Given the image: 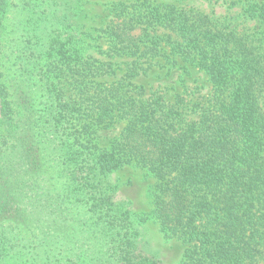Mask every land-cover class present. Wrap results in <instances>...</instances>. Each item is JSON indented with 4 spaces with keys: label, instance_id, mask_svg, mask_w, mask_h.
Here are the masks:
<instances>
[{
    "label": "trees",
    "instance_id": "obj_1",
    "mask_svg": "<svg viewBox=\"0 0 264 264\" xmlns=\"http://www.w3.org/2000/svg\"><path fill=\"white\" fill-rule=\"evenodd\" d=\"M20 1L0 0V20L16 3L23 12L12 25L22 35L11 84L0 62V264H157L138 254L135 213L112 202L102 177L133 164L158 180L154 217L190 244L184 264H258L264 57L255 41L193 8L118 4L119 22L101 29L103 61L62 38L70 0ZM247 12L264 19V4ZM162 41L174 43L185 73L196 66L214 84L198 119L185 96L171 104L137 83L162 66L153 62ZM63 82L76 91L69 102ZM115 116L127 126L104 148L95 128Z\"/></svg>",
    "mask_w": 264,
    "mask_h": 264
},
{
    "label": "rangeland",
    "instance_id": "obj_2",
    "mask_svg": "<svg viewBox=\"0 0 264 264\" xmlns=\"http://www.w3.org/2000/svg\"><path fill=\"white\" fill-rule=\"evenodd\" d=\"M144 1L153 6L170 4L177 8H193L209 15L220 25L227 26V32L233 30L254 40L264 57V19L252 18L247 12L251 4H264V0H70L73 6L69 12L72 23L60 29L62 38L65 41H72L80 50V55L84 57L91 55L98 60H110L106 54L107 38L101 29L119 22L116 11L118 4L121 6ZM17 3L21 6L24 4L20 0H17ZM17 3L14 5V11L8 12L5 14L7 17L0 20V62L8 84H11L13 73L20 63L17 62L18 54L21 53L20 47L15 45L22 35V29L18 30L20 35L12 31L13 23L21 19L23 13ZM73 44L71 47H74ZM162 45L163 56L153 61L160 62L162 66L156 65L148 77L139 78L137 83L145 87L148 95L153 92L164 94L171 104H177L180 95L185 96V112L189 117L198 119L195 114L199 111L195 106L198 103L204 104L213 97L214 84L207 73L196 66H189V73L180 68L185 61L171 54L174 43L162 41ZM99 49L105 54L100 53ZM76 54V50L71 48V55ZM172 62H180L179 67L172 68ZM61 86L65 89L67 102L76 98V91L72 85L63 82L59 85ZM43 98L52 102L48 96ZM262 105L264 109V98ZM126 126V122L118 116L97 126L95 129L100 146L109 148L121 136ZM102 177L108 185L107 188L112 191V202L119 207L129 206L135 213L134 225L139 232L138 254L141 252L145 257H152L157 264H184L190 244L177 237H171L163 231L154 217V194L158 180L148 170L135 164L126 165ZM80 217L85 219L83 222H89L84 208L81 209ZM262 250L258 264H264V248Z\"/></svg>",
    "mask_w": 264,
    "mask_h": 264
}]
</instances>
